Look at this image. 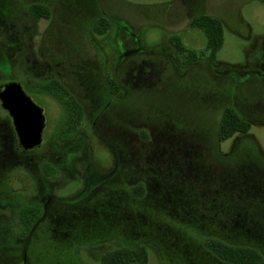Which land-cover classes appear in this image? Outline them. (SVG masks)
<instances>
[{"label": "rangeland", "instance_id": "374dc122", "mask_svg": "<svg viewBox=\"0 0 264 264\" xmlns=\"http://www.w3.org/2000/svg\"><path fill=\"white\" fill-rule=\"evenodd\" d=\"M41 1L47 2L52 15L50 19L40 20L37 32L31 35L23 27L31 23L23 18L26 8L21 0H0V70L7 77L19 78L23 72V57L29 58L25 59L26 65L34 63L39 66L43 77L51 71L74 98L88 107L90 114L83 118L80 130L84 134L89 160L97 171L86 175L88 191L84 193H81L83 185L79 180L70 179L62 187L67 177L55 176L57 187L54 194L61 199L54 207L58 212L67 206L85 204V216H96L97 219L77 226L69 225L59 216L55 225L49 224L47 219L29 232L25 244L17 240L24 226L17 224L15 216L8 219L6 225L0 221V243L5 242L3 247L0 246V264H100L105 252L137 244L147 246V264H226L202 247V240L210 236L255 247L263 256L259 264H264V195H259V206L246 210L234 208L231 214L223 216L230 221L229 224L216 218L206 222L202 217L195 220L194 213L190 214L192 219L175 213L166 196L162 195L169 190L165 187L160 189L161 194L156 193L150 179L145 181L146 194L140 199L133 198L128 191L129 182L134 185L139 180L133 175L126 174L119 186L111 182L89 196L97 181L113 168L114 161L110 148L97 138V131L89 123L101 107V115L94 120L104 122L99 128L120 154L121 174L125 165H128V172L136 173L140 166L144 167L150 161V164H156L157 171L160 169L157 172L160 179L169 181V173L162 174L167 166L162 161V150L153 156V161L145 160L134 149L136 140L128 138L138 136L141 129H162L167 124L173 127L169 128L170 131L175 130L172 133L179 135L176 138L179 143L193 145L188 148L186 156L191 161L195 159L187 174L190 181L176 179L175 186L180 196L186 185L198 193L196 198L192 197L195 207L198 199L208 206L232 203L225 195L234 186L242 190L238 196H248L249 199L258 197L252 191L256 188L259 189L257 195L260 191L264 194V188L258 187L257 181L263 166L258 151L264 155V70L260 75H247L241 71L249 67L253 58L264 66V52L259 51L264 45V0ZM101 12L113 19L107 21L109 30L102 36L92 31V17L100 16ZM199 13L216 16L223 23V45L213 66L206 56L197 64L188 65L175 52L174 61L164 53V48L173 39L180 38L173 32L187 29L189 20ZM6 29L12 30L16 38L6 40L2 34ZM195 31L200 35L199 40L193 42L194 45L185 44L202 49L206 38L200 31ZM130 33L137 36L144 50L147 49L145 53L131 57L132 62L145 61L136 69L129 65V61H123L125 48L120 41L125 46L133 45L132 41L130 44L127 41ZM182 40L185 42L184 38ZM115 70H128L130 77L127 75L128 80L121 78L123 86L110 103L104 78ZM25 89L31 95L36 91L32 86H25ZM230 96L244 104L251 126L246 134H235L219 143L217 148V126ZM33 100L44 109L46 117L43 132L46 142L34 154L41 155L48 150V137L54 139L57 154H65L60 130H57L61 124L62 106L57 99L50 102L39 94L33 95ZM168 141L170 144L175 142L173 138ZM149 142L141 140L140 152L147 150ZM169 143L165 140L159 148L161 144ZM210 144L212 150L209 153L205 147L210 148ZM198 146L210 156L204 159ZM236 147L239 152L232 158L217 155L218 150L228 154ZM35 162L42 174L52 180L49 164L40 158ZM238 167L243 171L242 178L235 179ZM204 195L211 196V201ZM114 198L119 201L117 219L110 222L98 220L106 215L114 217ZM183 202L186 200L180 198V207L186 206ZM6 213L0 208V217ZM8 213L11 216L14 210L9 209Z\"/></svg>", "mask_w": 264, "mask_h": 264}, {"label": "trees", "instance_id": "16d2710c", "mask_svg": "<svg viewBox=\"0 0 264 264\" xmlns=\"http://www.w3.org/2000/svg\"><path fill=\"white\" fill-rule=\"evenodd\" d=\"M28 13L34 20H47L50 19L52 12L49 5L40 0V2H34L30 4L27 8ZM92 31L97 35H103L109 30V23L108 20L110 19L106 14L101 12V15L97 14L96 16L92 17ZM190 26L198 29L206 38V44L202 49L199 50H191L188 49L180 40L179 38L173 39L175 44L176 53L185 59V62L188 64H193L196 60L197 54L200 57L206 56L208 62H215L216 54L221 49L223 45V23L222 20L216 16H212L210 14H199L193 17L190 20ZM104 85L106 88V94L109 97V100L112 101L114 95L117 94L118 88L115 85L114 80L107 74L104 78ZM41 92H48L51 94L55 99L58 100L59 104L65 110V120L60 128L59 134L61 138H67L73 134L76 128L80 125L85 117V112H83V105L80 103L79 100L74 98L68 91V89L58 80H51L45 83H42L40 86ZM108 100V101H109ZM107 101V102H108ZM113 102V101H112ZM111 102V103H112ZM101 115V114H99ZM101 123V122H100ZM101 124L104 125V122ZM251 126V120L248 119L244 112V104L242 102H238L235 97L222 108L221 117L218 122L217 126V148L219 143L226 141L227 139L231 138L235 134H246ZM167 126L163 127L162 129H141L139 131L138 136L130 135L128 138L135 139L136 145L134 149L142 155L145 160L153 161V156L157 154L160 150H162L164 156L162 161L167 164L164 175L171 176L169 181L161 180L160 175L157 174L160 169L157 171V166L154 162L150 164V161L147 162L144 167L140 166L136 173L128 172V165L122 167V174L120 175V180L124 175H133L137 176L139 179L138 182H134V185L130 184L128 186V191L131 196L135 199H140L146 194V179H150L153 181V189H155L156 193L160 192V189H164L165 187L169 190L167 193H162L163 196H166V199L169 202V206L173 208L175 213L179 215H188L190 216L189 219H192L190 214H193V218L196 220L200 217L204 218V222L207 220L210 221L211 219H217L218 221H223L224 224H229L227 218H223V216H228L234 210V208H243L249 209L252 206H259L261 197L259 195H264L261 191L257 195L259 191L258 188L252 190L253 195L258 196L255 200L252 198L249 199L247 197L238 196V193L242 191L237 187L230 188V192L225 195L226 199L232 201V203H226L223 206H208V203H202L199 199L196 202V207L194 206L192 197H195V194H198L195 190L189 188L187 185L185 187V192L180 196L175 184H177L176 179H184L190 181L187 177L189 168L192 166V161L195 159L190 160V158L186 157L189 153L188 148L192 147L193 145L185 146V144L179 143L176 138L179 136L177 133H172L174 131H170ZM99 128V127H98ZM180 130V129H179ZM97 134H103L100 137V141L108 146L113 154L116 153L115 145H112L108 142V137L104 133L102 128L97 130ZM152 136V138H150ZM168 138H173L175 140L174 144H170ZM141 140L150 141L148 143L147 150H143L140 152V142ZM167 141L169 144L164 145L161 144V148H159L160 143L163 141ZM181 144V145H178ZM183 146V147H181ZM197 147V146H196ZM200 149L199 153L206 159V157L210 156L202 147L198 146ZM208 152L212 150L211 144L205 147ZM239 147L233 149V151L228 152L225 154L221 151L217 152L219 157L223 158H232L235 156L236 152H239ZM120 156V154H117ZM207 157V158H208ZM258 157L263 161L262 171L258 173L257 181L258 187L261 186L264 188V157L258 151ZM231 160V159H230ZM121 166V161H120ZM165 165L163 164V167ZM121 169V168H120ZM235 170V169H234ZM243 173L242 169L238 167L235 179L242 178L241 174ZM151 176V177H150ZM142 178V179H141ZM229 178L226 179V181ZM112 181V179H111ZM236 180L233 181L235 183ZM106 185V184H105ZM112 186V184H110ZM113 187V186H112ZM260 187V188H261ZM115 188V187H113ZM237 189V190H236ZM100 191V190H99ZM193 191V193H191ZM222 192V189H221ZM204 193H207L205 191ZM209 193V192H208ZM206 200L211 201V196H206ZM180 198L185 199L186 202H183V207L179 206ZM260 198V199H259ZM249 199V201H248ZM190 203V204H189ZM96 217V216H95ZM185 222H188L185 221ZM190 222V221H189ZM241 226V224H239ZM29 230V226H24L23 232L20 234H26ZM202 247L205 251L212 254L214 257L219 259L220 261L227 263V264H259L263 258L262 254L253 246L246 245V244H234L228 242L220 237L210 236L205 237L201 243ZM148 263V249L146 245L137 244L135 246H120L116 247L110 251L105 252L102 254L100 259V264H147Z\"/></svg>", "mask_w": 264, "mask_h": 264}, {"label": "flooded vegetation", "instance_id": "af4514ba", "mask_svg": "<svg viewBox=\"0 0 264 264\" xmlns=\"http://www.w3.org/2000/svg\"><path fill=\"white\" fill-rule=\"evenodd\" d=\"M34 2H40V0H21L22 5H25L26 10L23 11V18L28 19L31 25L29 26H23L27 29L28 33L31 35L37 32V23H39L40 20H34L30 14L27 11V8L30 4ZM47 3V2H46ZM6 5V4H5ZM6 7V6H3ZM199 14H206V13H199ZM197 14V15H199ZM195 15V16H197ZM194 16V17H195ZM192 19V18H191ZM190 19V20H191ZM190 20L188 22V28L184 29L181 32H173L174 34H179L180 38L179 40L188 48L191 50H199L197 48L194 49V47L190 48L187 45H194L193 42L198 41L200 38V35L195 31L198 29H195L190 26ZM199 31V30H198ZM12 33V36L10 34ZM2 34H5L6 40H12L16 37L14 36V32L9 29H6L2 32ZM12 37V38H11ZM185 42H183V39ZM127 41H130L128 44L133 43V45L125 46V43L120 41L122 48L124 49V60L123 61H129V65L133 66L135 69L137 68V65L140 63H145V61L141 62H132L130 59L131 57H135L138 53L147 51L143 49L140 45V41L137 39V36H135L134 33H130V37H127ZM187 45H186V44ZM264 44V43H263ZM164 53L170 57L171 60H176L175 54V44L174 42H170V45L167 48H164ZM264 52V45L259 50ZM176 55L180 57L177 53ZM175 58V59H174ZM23 72L21 75H19V78H16V76L7 77L1 70H0V86L11 84V83H17L23 93L30 98V100L38 107L42 109L43 115H44V127L41 134V143L38 146H35L31 149H25L21 146V141L18 135V132L16 130V126L14 124V119L12 115L10 114L8 109H5L0 102V193H3L0 195V199H10L8 202H1L0 201V208L7 213L4 214L2 217H0V221L3 224H7L6 221L10 218H13L15 216V219L17 220L18 225L22 226H29V230L26 234H20L19 238L17 239L22 244H25L27 242V238L30 236V231H33L34 228H36L40 223L47 222V219H49V224H54L58 219H56L57 216H59L60 219L66 220L69 225H84V222L97 219V217H86V209L85 204L79 205L74 204L71 206H67L66 208L60 209L58 212L55 210V204L57 200H60L56 194H54V189L57 187V181L54 180L55 176H66L67 179L62 183V187L67 184V182L70 181V179L79 180L81 185H83V191L81 193H84V191L88 188V184L86 183V175L88 174H95L97 169L94 167L93 163L90 162L88 151L85 143V138L83 132L80 130V125L76 128V130L73 132L72 135H70L67 138H60L62 139V143L65 146V154H57L56 148L54 145V139L51 137H48L47 143H50L48 146V150L41 155L34 154V151L36 149H40L46 142V139H44V129L46 126V117L44 109L39 106L35 101L33 100V95L39 94L47 98L50 102L55 101L53 99L54 97L49 94L48 92H41L40 86L42 83L51 81V80H57L56 75L53 74L51 71H47L46 76H41V70L39 66H36L34 63L31 65H26L28 62L25 63V58L23 57ZM201 59L199 54L196 56V60L193 64H197V62ZM264 59V57H263ZM185 62V59L183 60ZM185 64H188L185 62ZM192 64V65H193ZM210 66H213L216 64V61L211 63L209 62ZM191 65V64H188ZM244 70H241L242 73H245L247 75H260L262 74L261 71L264 70V66L261 65L259 62L255 61V58H253V61L248 64ZM129 66V67H130ZM128 70H115L112 73V75L109 74V76L114 80L115 85L118 88V92L120 91L121 86V78L126 77L127 75L130 77V72H127ZM130 71V70H129ZM128 80V79H127ZM32 82L31 85H28V83ZM125 83H127L125 81ZM25 86L29 87L32 86L35 90V92H31L29 94L27 92V89H25ZM114 95V99L116 98V95ZM231 97V96H230ZM228 98V101L230 102L233 97ZM114 99L112 101H114ZM112 101H109L110 103ZM62 112L60 115V126L57 128L59 131L64 120H65V110L63 107ZM88 107L83 105V112H85L86 118L89 111L87 110ZM102 110V107L100 108ZM100 110L97 111L94 118H99V114L101 113ZM244 112H246L245 106H244ZM90 114V113H89ZM246 117L247 113H245ZM94 118L89 121V123L93 126V129L96 131L99 129V126H103L102 121H99L98 123ZM249 119V118H248ZM101 122V123H100ZM166 128H173L166 124ZM181 129V127H179ZM116 134V130L114 131ZM97 138L100 140L99 136H103V134H97ZM152 138V136H150ZM239 145V144H238ZM236 146V145H235ZM259 150V147H257ZM233 151V150H232ZM260 151V150H259ZM231 152V151H230ZM261 153V152H260ZM114 161H113V168L109 170L108 173L102 176L97 183L96 187L91 189V192L89 193V196L92 197L93 192L98 189V191L111 183L115 182L120 183V156L117 155V153L113 154ZM264 157V155H262ZM41 159L45 162H47L51 170V176L52 180H50V176H45L42 174V172L39 169L38 164L35 162L38 159ZM46 164V163H45ZM112 179V181H111ZM28 183H27V182ZM13 183V184H11ZM86 183V184H85ZM15 184V185H14ZM85 184V187H84ZM106 184V185H105ZM103 185V187H102ZM16 186V188H15ZM116 188V187H115ZM18 190V191H16ZM116 191V190H114ZM25 196V197H24ZM22 197V198H21ZM24 197V198H23ZM89 197H87L88 199ZM66 201L68 198H65ZM118 199V198H117ZM22 200V201H21ZM84 202V198L82 199ZM114 200V217H108L107 215L101 219H98L103 222H110L112 220L117 219L118 217V209L116 211V208L119 207V201H117L115 198ZM12 202V203H11ZM83 202L81 204H83ZM16 204L17 206L14 207L13 205ZM18 209V211L16 210ZM9 209H13L14 213L10 216L8 213ZM4 232V231H3ZM7 233H4V235ZM10 234V233H9ZM8 235V234H7ZM5 242L0 243V246H4ZM7 246V245H6ZM207 252V251H206ZM260 252V251H259ZM208 253V252H207ZM261 253V252H260ZM210 254V253H208ZM213 256L212 254H210ZM214 257V256H213ZM217 259L216 257H214ZM219 260V259H217ZM220 261V260H219ZM222 262V261H220ZM224 263V262H223ZM227 264V263H226Z\"/></svg>", "mask_w": 264, "mask_h": 264}, {"label": "water", "instance_id": "95a60500", "mask_svg": "<svg viewBox=\"0 0 264 264\" xmlns=\"http://www.w3.org/2000/svg\"><path fill=\"white\" fill-rule=\"evenodd\" d=\"M0 102L14 119L21 146L25 149L38 146L44 127L42 109L23 93L17 83L0 86Z\"/></svg>", "mask_w": 264, "mask_h": 264}]
</instances>
